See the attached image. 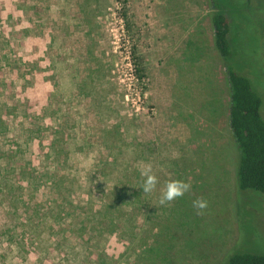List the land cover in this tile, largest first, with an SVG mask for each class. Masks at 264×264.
Wrapping results in <instances>:
<instances>
[{
    "label": "rangeland",
    "instance_id": "374dc122",
    "mask_svg": "<svg viewBox=\"0 0 264 264\" xmlns=\"http://www.w3.org/2000/svg\"><path fill=\"white\" fill-rule=\"evenodd\" d=\"M217 1L225 60L209 0H0V264L264 256V196L235 186L225 68L264 120V0ZM171 180L191 189L161 206Z\"/></svg>",
    "mask_w": 264,
    "mask_h": 264
},
{
    "label": "trees",
    "instance_id": "16d2710c",
    "mask_svg": "<svg viewBox=\"0 0 264 264\" xmlns=\"http://www.w3.org/2000/svg\"><path fill=\"white\" fill-rule=\"evenodd\" d=\"M216 10L210 16L213 44L223 60L230 55V23L220 12L217 0H209ZM226 68L230 91L228 126L238 152L235 186L238 192L253 191L264 196V120L262 98L249 79ZM224 264H264V256L233 253Z\"/></svg>",
    "mask_w": 264,
    "mask_h": 264
},
{
    "label": "clouds",
    "instance_id": "9594fccd",
    "mask_svg": "<svg viewBox=\"0 0 264 264\" xmlns=\"http://www.w3.org/2000/svg\"><path fill=\"white\" fill-rule=\"evenodd\" d=\"M140 175L143 183L140 186L144 194H151L155 191L158 178L153 172L152 165L141 163L139 166ZM191 189V184L182 180H171L166 183L159 198V205L168 206L178 198L183 197ZM193 207L197 209V214L202 215L203 210L207 208V201L197 199L193 201Z\"/></svg>",
    "mask_w": 264,
    "mask_h": 264
}]
</instances>
